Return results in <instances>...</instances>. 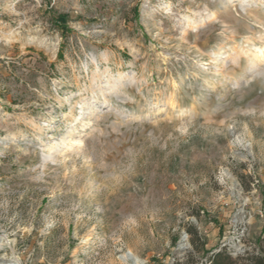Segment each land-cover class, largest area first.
Masks as SVG:
<instances>
[{
	"label": "rangeland",
	"instance_id": "1",
	"mask_svg": "<svg viewBox=\"0 0 264 264\" xmlns=\"http://www.w3.org/2000/svg\"><path fill=\"white\" fill-rule=\"evenodd\" d=\"M226 2L0 0V264L264 258V78L209 54L264 6Z\"/></svg>",
	"mask_w": 264,
	"mask_h": 264
},
{
	"label": "bare ground",
	"instance_id": "2",
	"mask_svg": "<svg viewBox=\"0 0 264 264\" xmlns=\"http://www.w3.org/2000/svg\"><path fill=\"white\" fill-rule=\"evenodd\" d=\"M235 3H238L242 7V9H244V10H247V8H251L253 6H257L258 8H260L261 6H264V0H227V2L225 3L224 10H228ZM216 18H217L216 14H213L210 17V20H214ZM205 24H206L205 20L201 21L200 23H194L193 20H191L190 18L187 19V25H188L189 29H192V28L198 29L199 27H201ZM232 35H233V32H232ZM231 37H233V36H231ZM234 40H235V38H234ZM209 54L214 56L213 58L211 57L212 62L213 61H216L217 63L221 62L220 65H218L215 69L216 70L215 72L217 74H224L225 69L227 68L226 67L227 64H233L236 67H238L239 69H241L242 73L239 72L240 73L239 77L237 76L234 78V76H236L238 71L233 76V78H234L233 83L238 88L242 87L245 83H248L249 79L264 78V45L258 46L250 38L243 39V41L241 43L239 42V44L235 42L233 46H229L226 48L224 45H220L217 47V49L213 50ZM218 55H220V56L222 55L224 57L220 59V58H218ZM100 73H101V71L97 67L95 69V72H94V77H98L100 75ZM105 73H108V71H106ZM227 76L228 75H226L225 78H227ZM125 78H126V75H123V74H120L117 77L111 76L108 79L105 88H103L98 83V81L95 80L93 83L94 86L92 89V99L97 100L98 98H100V96H105V93L107 91L108 92L120 91L121 87H123V82H124ZM222 78H223V76H222ZM130 80L134 81L135 75H133L130 78ZM225 81H226V79H225ZM222 83H225V82H222ZM106 103H109V102L106 101ZM56 148H57L56 144L51 145L49 147L48 155H47V158L49 160L54 159V152H55Z\"/></svg>",
	"mask_w": 264,
	"mask_h": 264
},
{
	"label": "trees",
	"instance_id": "3",
	"mask_svg": "<svg viewBox=\"0 0 264 264\" xmlns=\"http://www.w3.org/2000/svg\"><path fill=\"white\" fill-rule=\"evenodd\" d=\"M186 232L191 237V244L193 246H196V243H195V240H194V238H197L198 237V233L196 231V228L194 226H191V227L187 228ZM217 257H218V255L214 258V261H215V259ZM255 261L257 262V264H264V258H256Z\"/></svg>",
	"mask_w": 264,
	"mask_h": 264
}]
</instances>
